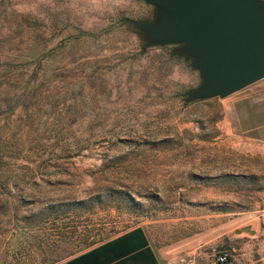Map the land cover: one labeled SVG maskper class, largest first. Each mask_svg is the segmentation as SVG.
Here are the masks:
<instances>
[{
    "label": "rangeland",
    "instance_id": "obj_1",
    "mask_svg": "<svg viewBox=\"0 0 264 264\" xmlns=\"http://www.w3.org/2000/svg\"><path fill=\"white\" fill-rule=\"evenodd\" d=\"M152 16L139 0H0V264H53L134 225L258 255L264 144L231 102L264 77L185 101L197 71L126 20Z\"/></svg>",
    "mask_w": 264,
    "mask_h": 264
},
{
    "label": "water",
    "instance_id": "obj_2",
    "mask_svg": "<svg viewBox=\"0 0 264 264\" xmlns=\"http://www.w3.org/2000/svg\"><path fill=\"white\" fill-rule=\"evenodd\" d=\"M150 21L130 19L145 45H174L199 83L185 101L223 98L264 77V0H139Z\"/></svg>",
    "mask_w": 264,
    "mask_h": 264
},
{
    "label": "crops",
    "instance_id": "obj_3",
    "mask_svg": "<svg viewBox=\"0 0 264 264\" xmlns=\"http://www.w3.org/2000/svg\"><path fill=\"white\" fill-rule=\"evenodd\" d=\"M254 88L232 100L231 106L238 130L248 140L264 144V88ZM260 229L264 231V227L256 226L255 234L250 238L254 239V250L258 255L243 256L231 263L264 264V236L257 235H262ZM209 243V240H200L194 235L189 241H155L148 226L134 225L53 264H215Z\"/></svg>",
    "mask_w": 264,
    "mask_h": 264
},
{
    "label": "built area",
    "instance_id": "obj_4",
    "mask_svg": "<svg viewBox=\"0 0 264 264\" xmlns=\"http://www.w3.org/2000/svg\"><path fill=\"white\" fill-rule=\"evenodd\" d=\"M213 260L215 264H231L229 254L225 250H219L213 253Z\"/></svg>",
    "mask_w": 264,
    "mask_h": 264
}]
</instances>
